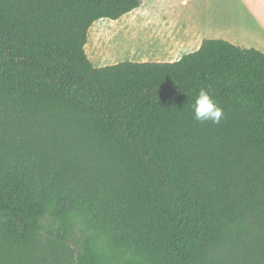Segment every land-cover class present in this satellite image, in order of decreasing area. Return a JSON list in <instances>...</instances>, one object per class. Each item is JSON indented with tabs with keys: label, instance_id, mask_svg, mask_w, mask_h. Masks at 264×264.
Masks as SVG:
<instances>
[{
	"label": "trees",
	"instance_id": "16d2710c",
	"mask_svg": "<svg viewBox=\"0 0 264 264\" xmlns=\"http://www.w3.org/2000/svg\"><path fill=\"white\" fill-rule=\"evenodd\" d=\"M142 3L0 0V264H264V53L93 65Z\"/></svg>",
	"mask_w": 264,
	"mask_h": 264
},
{
	"label": "crops",
	"instance_id": "0c3cea01",
	"mask_svg": "<svg viewBox=\"0 0 264 264\" xmlns=\"http://www.w3.org/2000/svg\"><path fill=\"white\" fill-rule=\"evenodd\" d=\"M118 19L135 28L139 58L132 61H175L204 39L264 53V0H144Z\"/></svg>",
	"mask_w": 264,
	"mask_h": 264
},
{
	"label": "rangeland",
	"instance_id": "374dc122",
	"mask_svg": "<svg viewBox=\"0 0 264 264\" xmlns=\"http://www.w3.org/2000/svg\"><path fill=\"white\" fill-rule=\"evenodd\" d=\"M144 1V0H143ZM127 19H99L88 30L85 51L95 66H105L124 60H137L135 31ZM132 40V41H130ZM139 46V45H137ZM77 232L72 237L75 239Z\"/></svg>",
	"mask_w": 264,
	"mask_h": 264
},
{
	"label": "clouds",
	"instance_id": "9594fccd",
	"mask_svg": "<svg viewBox=\"0 0 264 264\" xmlns=\"http://www.w3.org/2000/svg\"><path fill=\"white\" fill-rule=\"evenodd\" d=\"M194 120L219 124L223 118V109L205 89H201L192 104Z\"/></svg>",
	"mask_w": 264,
	"mask_h": 264
}]
</instances>
